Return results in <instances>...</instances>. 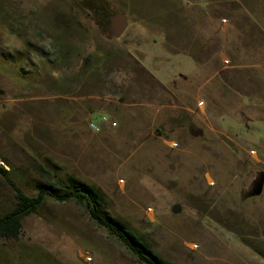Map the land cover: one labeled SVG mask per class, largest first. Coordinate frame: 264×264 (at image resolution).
I'll use <instances>...</instances> for the list:
<instances>
[{
	"label": "rangeland",
	"instance_id": "374dc122",
	"mask_svg": "<svg viewBox=\"0 0 264 264\" xmlns=\"http://www.w3.org/2000/svg\"><path fill=\"white\" fill-rule=\"evenodd\" d=\"M0 167V213L73 176L169 264H264V0H0ZM0 264L141 263L46 197Z\"/></svg>",
	"mask_w": 264,
	"mask_h": 264
},
{
	"label": "trees",
	"instance_id": "16d2710c",
	"mask_svg": "<svg viewBox=\"0 0 264 264\" xmlns=\"http://www.w3.org/2000/svg\"><path fill=\"white\" fill-rule=\"evenodd\" d=\"M6 176L7 171L0 167ZM15 192V203L8 211L0 213V238L17 240L21 234V223L27 216L37 212L46 197L55 202L73 201L83 206L89 217L110 235L115 237L141 264H169L161 260L143 242L142 237L122 222L107 215L102 208L98 190L91 184L73 176L59 177L55 182L39 183L32 194L21 191L6 178Z\"/></svg>",
	"mask_w": 264,
	"mask_h": 264
},
{
	"label": "water",
	"instance_id": "95a60500",
	"mask_svg": "<svg viewBox=\"0 0 264 264\" xmlns=\"http://www.w3.org/2000/svg\"><path fill=\"white\" fill-rule=\"evenodd\" d=\"M112 24H113V29H114V34L115 35H120L122 30L124 29L125 27V20H124V17L121 16L120 14H114L112 17ZM174 210L175 211H179L180 210V207L179 205H176L174 207Z\"/></svg>",
	"mask_w": 264,
	"mask_h": 264
},
{
	"label": "built area",
	"instance_id": "2783aa9c",
	"mask_svg": "<svg viewBox=\"0 0 264 264\" xmlns=\"http://www.w3.org/2000/svg\"><path fill=\"white\" fill-rule=\"evenodd\" d=\"M90 127L93 131H98L99 130V126L96 125L95 123L91 122L90 123Z\"/></svg>",
	"mask_w": 264,
	"mask_h": 264
}]
</instances>
